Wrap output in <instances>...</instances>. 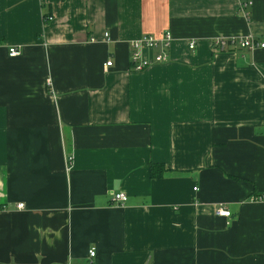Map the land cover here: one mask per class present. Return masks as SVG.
Segmentation results:
<instances>
[{"label":"crops","instance_id":"0c3cea01","mask_svg":"<svg viewBox=\"0 0 264 264\" xmlns=\"http://www.w3.org/2000/svg\"><path fill=\"white\" fill-rule=\"evenodd\" d=\"M260 44L264 0H0V264H264Z\"/></svg>","mask_w":264,"mask_h":264},{"label":"built area","instance_id":"2783aa9c","mask_svg":"<svg viewBox=\"0 0 264 264\" xmlns=\"http://www.w3.org/2000/svg\"><path fill=\"white\" fill-rule=\"evenodd\" d=\"M249 2H243L239 5V8L243 10ZM50 19V18H49ZM107 36V34H104ZM171 45V34L169 32L164 33L161 37H154L152 35H143L140 39L132 41L130 43V54L128 58L129 68L133 71H141L148 66L163 63L169 60V49ZM189 48H193V42L189 43ZM231 46H238L241 48L254 49L257 47L255 39L251 36L240 37L238 39L230 38H217L212 41V48L216 51H225ZM259 47L263 48L264 44H260ZM140 49H145L147 55L143 56L140 53ZM156 50V51H155ZM19 52L15 47H10L8 49V55L13 57L18 55ZM107 66L111 65L110 61L106 62ZM196 190L197 188H193ZM126 194L118 191L112 195V202L118 205L123 204L126 201ZM252 201H263L264 193L255 194L252 196ZM18 208L23 207V203L17 204ZM216 216L220 217H229L230 211L221 206H218L215 210ZM95 254L94 249L91 248L88 250V256L93 257Z\"/></svg>","mask_w":264,"mask_h":264},{"label":"trees","instance_id":"16d2710c","mask_svg":"<svg viewBox=\"0 0 264 264\" xmlns=\"http://www.w3.org/2000/svg\"><path fill=\"white\" fill-rule=\"evenodd\" d=\"M161 171L162 170L160 167H155V165H150V175L152 178L159 177L161 175Z\"/></svg>","mask_w":264,"mask_h":264}]
</instances>
